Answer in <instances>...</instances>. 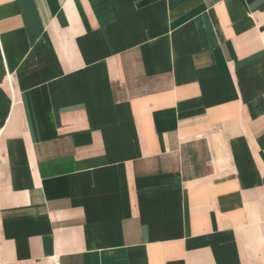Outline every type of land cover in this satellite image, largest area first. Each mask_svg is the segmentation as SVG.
<instances>
[{
  "label": "crops",
  "instance_id": "0c3cea01",
  "mask_svg": "<svg viewBox=\"0 0 264 264\" xmlns=\"http://www.w3.org/2000/svg\"><path fill=\"white\" fill-rule=\"evenodd\" d=\"M0 248L264 264V0H0Z\"/></svg>",
  "mask_w": 264,
  "mask_h": 264
},
{
  "label": "rangeland",
  "instance_id": "374dc122",
  "mask_svg": "<svg viewBox=\"0 0 264 264\" xmlns=\"http://www.w3.org/2000/svg\"><path fill=\"white\" fill-rule=\"evenodd\" d=\"M0 253H1V248H0ZM2 254V253H1ZM6 264H23V263H13V262H10L9 260H7L6 262H5ZM5 263H3L1 260H0V264H5ZM24 264H35V263H24Z\"/></svg>",
  "mask_w": 264,
  "mask_h": 264
}]
</instances>
